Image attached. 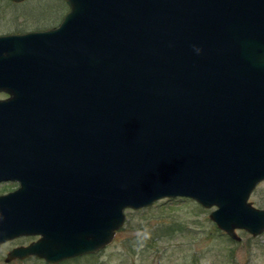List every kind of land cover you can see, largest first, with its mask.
Listing matches in <instances>:
<instances>
[{
	"label": "water",
	"instance_id": "obj_1",
	"mask_svg": "<svg viewBox=\"0 0 264 264\" xmlns=\"http://www.w3.org/2000/svg\"><path fill=\"white\" fill-rule=\"evenodd\" d=\"M60 1L53 28L0 35V245L36 236L4 260L95 254L169 197L262 234L264 0Z\"/></svg>",
	"mask_w": 264,
	"mask_h": 264
},
{
	"label": "rangeland",
	"instance_id": "obj_2",
	"mask_svg": "<svg viewBox=\"0 0 264 264\" xmlns=\"http://www.w3.org/2000/svg\"><path fill=\"white\" fill-rule=\"evenodd\" d=\"M66 10L60 0H0V35L51 28ZM16 187L12 181L0 182V193ZM247 200L257 209L264 208V180L253 187ZM211 210L183 197L124 209L125 219L105 247L57 264H264V232L252 237L235 229L239 241H233L208 219ZM30 238L2 242L0 264H48L37 257L4 260L13 246Z\"/></svg>",
	"mask_w": 264,
	"mask_h": 264
},
{
	"label": "flooded vegetation",
	"instance_id": "obj_3",
	"mask_svg": "<svg viewBox=\"0 0 264 264\" xmlns=\"http://www.w3.org/2000/svg\"><path fill=\"white\" fill-rule=\"evenodd\" d=\"M64 14V13H63ZM63 14H62V16H63ZM61 16V17H62ZM61 19V18H60ZM61 21V20H60ZM59 21V22H60ZM59 22H57V24L59 23ZM57 24H55L54 26H56ZM53 26V27H54ZM53 27H51V28H53ZM49 29V28H48ZM37 30V29H36ZM37 31H42V30H37ZM26 32V31H25ZM6 34V33H5ZM4 97H5V95H4ZM16 113V110H12V109H9V108H6V109H4V110H0V118H5L6 116H8V115H12V114H15ZM34 239H36V236H33V237H31L30 238V241L28 242V243H23V244H20V245H18V246H23V245H28V244H30ZM16 246V245H15ZM15 246H13V247H15ZM18 246H16V247H18ZM12 249V248H11ZM10 249V250H11ZM28 258H34V257H28ZM27 258V259H28Z\"/></svg>",
	"mask_w": 264,
	"mask_h": 264
}]
</instances>
